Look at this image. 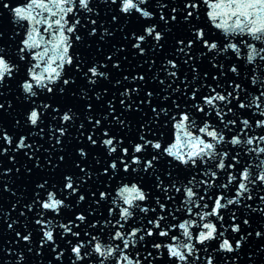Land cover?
Segmentation results:
<instances>
[{
  "label": "snow or ice",
  "instance_id": "obj_1",
  "mask_svg": "<svg viewBox=\"0 0 264 264\" xmlns=\"http://www.w3.org/2000/svg\"><path fill=\"white\" fill-rule=\"evenodd\" d=\"M4 16L0 264H264V0Z\"/></svg>",
  "mask_w": 264,
  "mask_h": 264
}]
</instances>
